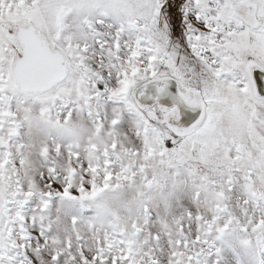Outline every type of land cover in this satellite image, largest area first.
Wrapping results in <instances>:
<instances>
[{
  "label": "snow or ice",
  "instance_id": "6c2138e0",
  "mask_svg": "<svg viewBox=\"0 0 264 264\" xmlns=\"http://www.w3.org/2000/svg\"><path fill=\"white\" fill-rule=\"evenodd\" d=\"M0 264H264V0H0Z\"/></svg>",
  "mask_w": 264,
  "mask_h": 264
}]
</instances>
